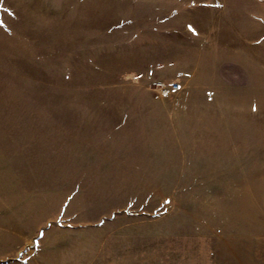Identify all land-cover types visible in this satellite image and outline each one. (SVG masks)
<instances>
[{"label":"rangeland","instance_id":"1","mask_svg":"<svg viewBox=\"0 0 264 264\" xmlns=\"http://www.w3.org/2000/svg\"><path fill=\"white\" fill-rule=\"evenodd\" d=\"M0 264H264V0H0Z\"/></svg>","mask_w":264,"mask_h":264}]
</instances>
